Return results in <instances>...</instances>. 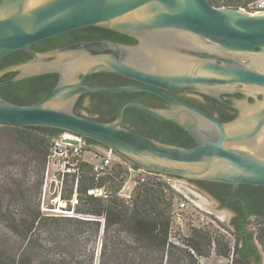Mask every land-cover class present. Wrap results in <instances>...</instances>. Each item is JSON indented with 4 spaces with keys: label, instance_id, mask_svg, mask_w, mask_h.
Masks as SVG:
<instances>
[{
    "label": "water",
    "instance_id": "water-1",
    "mask_svg": "<svg viewBox=\"0 0 264 264\" xmlns=\"http://www.w3.org/2000/svg\"><path fill=\"white\" fill-rule=\"evenodd\" d=\"M87 27L112 31L136 43L102 39L44 52L33 48ZM17 51L30 58L1 69L0 78L15 75L0 87L47 74H57L58 79L50 93L31 105L0 97V126L71 133L150 173L233 188L264 187V11L250 14L214 6L209 0H0V60ZM96 74L117 75L133 83H85ZM138 92L157 97L167 107L126 100L108 123L74 112L83 94ZM175 92L221 102L224 94H241L244 99L230 105L237 116L221 122L176 98L171 94ZM127 108L178 126L194 146L167 144L127 129L123 126ZM135 179L132 173L130 181Z\"/></svg>",
    "mask_w": 264,
    "mask_h": 264
},
{
    "label": "trees",
    "instance_id": "trees-1",
    "mask_svg": "<svg viewBox=\"0 0 264 264\" xmlns=\"http://www.w3.org/2000/svg\"><path fill=\"white\" fill-rule=\"evenodd\" d=\"M102 39L127 45L136 43L134 39L112 31L87 27L46 39L34 44L33 48L44 52L71 43ZM29 58L23 51L11 53L0 60V70ZM14 75V73L4 75L0 82L7 81ZM57 79V74H47L7 84L0 87V97L12 104L31 105L50 93ZM129 82L131 81L117 75L96 74L85 83L120 86ZM142 95L83 94L76 102L74 112L81 115L79 112L83 110L89 116L84 117L88 119L112 122L124 101L140 99ZM85 96H89L93 101L88 108L83 107ZM1 126L10 128L7 135L27 151L26 160L16 163L27 167L34 159L42 170L45 167L51 140L64 133L52 128ZM123 126L167 144L184 148L194 146L191 137L178 126L159 121L133 108L125 110ZM85 142L87 145L100 146L88 139H85ZM125 179V170L122 166H114L109 174L96 180L92 167L83 164L76 187L77 203H87L89 209L85 213L75 210L73 212L85 214L89 218L80 219L42 215L32 199L25 179L15 178V175L3 176L0 196L9 197V203L6 207L0 205V225L22 247L13 255L8 251L10 248L0 246V264H93L94 251L83 259L81 247L76 252L69 246L74 242L80 244L79 238L86 234L101 241L98 264H201L198 258L210 256L212 237L206 230L193 229L190 235L181 238L182 247L169 241L173 220L170 213L173 196H170V187L165 182L147 181L136 185L130 201L127 202L117 196ZM102 187L112 191L107 199L94 198L88 194L89 190ZM250 193L258 198L254 201L260 203L264 211V194L261 193L262 197L257 191ZM17 199L24 203V208L19 213L14 209ZM230 232L234 239L233 247L217 241L218 250L215 253L223 258L231 256V264L253 263L251 257L256 253L252 243L255 238L264 246V224L260 226L255 237L253 232L248 231L246 223L234 225ZM255 259L258 261L257 256Z\"/></svg>",
    "mask_w": 264,
    "mask_h": 264
},
{
    "label": "rangeland",
    "instance_id": "rangeland-1",
    "mask_svg": "<svg viewBox=\"0 0 264 264\" xmlns=\"http://www.w3.org/2000/svg\"><path fill=\"white\" fill-rule=\"evenodd\" d=\"M214 6L219 5L217 0H209ZM226 4L231 7H240L253 0H223ZM93 101L89 98L84 99V107L88 108L92 105ZM10 128L0 126V183L3 176L15 175V178H23L27 183L29 192L31 191L32 199L34 200L35 205L38 206V209L42 215L53 216V217H75L80 219H88L89 216L85 214H76L75 211H81L85 213L89 209V204L87 203H77V195L74 193V182L71 178H65L62 189L56 191L54 187L47 188L45 192L43 191L44 183V169L36 160L32 159L31 163L27 167L21 166L19 163H22L28 157L24 149H22L9 135L7 131ZM50 140H48L49 142ZM88 151H93L95 153L104 151L101 146L98 145H88ZM84 159L88 161H94V157L89 154H85ZM19 162V163H16ZM173 183H170L174 188H170V196H173V204L171 208V215L181 214L183 226L173 227L172 242L178 243L177 246L182 247L183 243L181 238L190 235L193 229H203L210 232L212 237V246L211 254L208 258H198L201 264H231L232 258H223L218 256L215 252L218 250L216 246L217 241L220 243H228L229 247H233L234 239L230 230H232L229 223L230 214L224 209H220L217 204L209 199L205 194L196 190L190 183L181 178H170ZM169 186V187H170ZM259 192L264 194V187H258ZM72 190V193H70ZM106 190L105 196H93L98 199H107L108 196L112 194L111 190ZM134 190V185L127 179L126 183L122 185L117 196L119 198L130 201L132 197V192ZM168 193V192H167ZM192 197V200L197 204V208L193 204H189L186 211H178L177 206L182 200L183 196ZM129 197V199H128ZM202 198L206 201L207 206L201 207L198 202V198ZM9 197L0 196V205L6 207L9 203ZM68 199V200H67ZM24 203L21 199H17L14 203V209L19 213L23 210ZM200 217L204 218V222H201ZM190 221L193 222L190 224ZM264 224V218H252L249 222L248 227L255 234L257 233L260 226ZM193 225V226H192ZM79 243H72L69 246L77 252L81 247V255L83 259L89 256L92 251H94V260L93 264H98V257L100 253L101 241L99 238L90 237L88 234L79 238ZM255 243L261 253V261L251 264H264V246L261 245L256 239ZM176 245V244H175ZM0 246L4 248H10L8 251L10 254L18 253V249L22 247L11 234H9L5 228L0 225ZM17 248V252H16ZM12 249V250H11Z\"/></svg>",
    "mask_w": 264,
    "mask_h": 264
},
{
    "label": "built area",
    "instance_id": "built-area-1",
    "mask_svg": "<svg viewBox=\"0 0 264 264\" xmlns=\"http://www.w3.org/2000/svg\"><path fill=\"white\" fill-rule=\"evenodd\" d=\"M219 5L218 7H228L234 9H241L250 14H256L261 11H264V0H253L250 1L240 7H231L226 4L223 0H217ZM69 141H74L77 144H72ZM89 146L86 144L85 140L77 135L64 132L57 138L51 140L48 152L46 155L45 167H44V183H43V191L47 188L54 187L56 191L62 189L65 178H71L74 182V193H76V187L78 184V180L80 177V168L83 164L89 165L92 167L93 173L95 174V179L97 180L99 177L105 176V174H109L114 166H122L125 170L126 179H130L132 173H136V179L133 183L134 187L138 184H143L147 181H155V182H165L168 186L173 181L170 179V176H164L160 174L150 173L143 171L141 169H137L131 165L126 164L122 161L115 153H113L110 149H104V151L95 153L93 151H88ZM92 155L94 157V161H88L84 159V155ZM170 188H174L172 185ZM89 195L92 196H105L106 190L105 187L99 189H91L88 191ZM129 199V197H128ZM191 198L187 196H183L182 200L177 206L178 211H186L188 209L189 204H193L196 208L198 207ZM172 222L170 227L169 241L172 242V232L174 226H183L182 216L181 214L172 215ZM201 222H204V218L200 217ZM193 223L190 221V224ZM193 226V225H192ZM173 243V242H172ZM178 245V243H173Z\"/></svg>",
    "mask_w": 264,
    "mask_h": 264
},
{
    "label": "flooded vegetation",
    "instance_id": "flooded-vegetation-1",
    "mask_svg": "<svg viewBox=\"0 0 264 264\" xmlns=\"http://www.w3.org/2000/svg\"><path fill=\"white\" fill-rule=\"evenodd\" d=\"M132 81L126 84H131ZM98 85V84H94ZM132 94V93H131ZM137 94H143L140 99H132L141 101L148 106L163 108L167 107V105L158 99L157 97L146 93V92H138ZM176 98L188 102L201 110L207 112L212 115L214 118L221 122H228L234 119L237 116V110L233 109L230 105H234L236 101L243 100L244 96L241 94H224L221 95V99L223 102L212 99L210 97L194 94V93H181L175 92L171 93ZM89 98V96H85L83 98V107H84V99ZM129 100V99H128ZM249 102H253L252 99L248 100ZM86 108V107H84ZM81 115L87 116L83 110L79 112ZM104 123L111 122V120L103 121ZM133 132L138 133V131L133 128L130 129ZM139 134V133H138ZM161 142V140L158 139ZM190 183L196 190L205 194L209 199H212L220 209H224L228 211L230 214L229 223L231 228L233 229L234 225L239 226L244 223L247 224V229L250 232L251 229L248 227L249 222L252 218H264V211L260 207V203H256L254 199H258L254 196L252 191H257L260 196L258 187H252L247 185H237L234 188L227 184L215 183V182H204V181H187ZM256 189V190H254ZM254 233V232H253ZM255 237V233H254ZM253 246L256 255L251 257L253 263L261 261V253L255 243V238L253 240ZM258 257V261L255 259Z\"/></svg>",
    "mask_w": 264,
    "mask_h": 264
},
{
    "label": "bare ground",
    "instance_id": "bare-ground-1",
    "mask_svg": "<svg viewBox=\"0 0 264 264\" xmlns=\"http://www.w3.org/2000/svg\"><path fill=\"white\" fill-rule=\"evenodd\" d=\"M240 109H243V106L240 105ZM187 195L189 196V194H187ZM190 198H192V197H190ZM197 200L199 202L198 205H200L201 207H206L207 206L206 201L204 199L199 197Z\"/></svg>",
    "mask_w": 264,
    "mask_h": 264
}]
</instances>
